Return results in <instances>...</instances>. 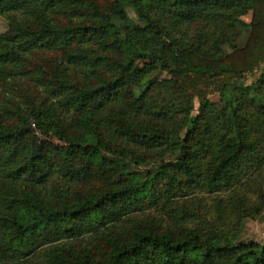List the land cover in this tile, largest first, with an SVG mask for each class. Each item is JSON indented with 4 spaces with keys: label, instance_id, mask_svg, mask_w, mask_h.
<instances>
[{
    "label": "trees",
    "instance_id": "1",
    "mask_svg": "<svg viewBox=\"0 0 264 264\" xmlns=\"http://www.w3.org/2000/svg\"><path fill=\"white\" fill-rule=\"evenodd\" d=\"M0 14V264H264V242L236 238L264 208V0H0ZM168 153L143 176L124 166ZM197 187L229 192L210 219L146 212L182 219L175 198Z\"/></svg>",
    "mask_w": 264,
    "mask_h": 264
},
{
    "label": "rangeland",
    "instance_id": "2",
    "mask_svg": "<svg viewBox=\"0 0 264 264\" xmlns=\"http://www.w3.org/2000/svg\"><path fill=\"white\" fill-rule=\"evenodd\" d=\"M249 18H250V13L248 12V13L241 15V17L238 20H236V24L241 30L240 35L235 41V44L237 46L242 45L247 37V33L249 29V26H248ZM8 21H9V17L7 14H0V32L4 31L7 28ZM230 49H231L230 45H224L222 54L226 51H229ZM258 72H259V69H256L255 71L251 73H247L245 76V81L246 82L252 81L257 76ZM159 76L167 77L168 74L166 71H162L159 73ZM20 83H21V86L25 85L24 80L14 85L19 87ZM9 87H10V84L5 85L0 80V96H3V94L5 93L4 91L8 90ZM210 98L212 100H216L218 98V94L217 93L211 94ZM193 101H194V108L191 111L192 115L195 114L197 105H198L197 98H194ZM51 139L54 142L61 143V144L63 143L60 139H58L55 136H52ZM173 158H174V154L168 153V154H165L162 158L154 159V160L147 161V162H141L139 164H135L129 159H125L124 166L136 172V174L143 176L147 172L152 173L153 170L156 167H158V165L161 164V162L168 161ZM228 193H229L228 191H221V192L206 191L205 189L201 187L190 188L186 194L176 197L174 201L175 202L174 205L178 209L177 211L181 213L182 219H175L173 216L170 217L167 214L162 213L160 209H156V208L149 209L146 212L155 213L156 216L163 218V222L166 225L168 224L170 226L174 225L173 220H178V222H183L185 224H194V220L192 217L186 218V216L183 215V211H181L182 207H186L188 209H194L197 212H199L201 217L203 216V218L210 219L212 213L214 212L213 197L217 195V196L223 197L224 199H227L226 196L228 195ZM236 238L242 239V240H257L260 242H264V208L256 216L245 217L242 220V223L238 226ZM41 253H42V247H39L37 250H35L34 254L30 256V259L35 262L37 258L39 257L41 258L42 256Z\"/></svg>",
    "mask_w": 264,
    "mask_h": 264
}]
</instances>
